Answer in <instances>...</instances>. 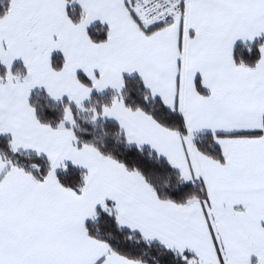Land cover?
Segmentation results:
<instances>
[{
  "label": "snow or ice",
  "instance_id": "1",
  "mask_svg": "<svg viewBox=\"0 0 264 264\" xmlns=\"http://www.w3.org/2000/svg\"><path fill=\"white\" fill-rule=\"evenodd\" d=\"M0 264H264V0H0Z\"/></svg>",
  "mask_w": 264,
  "mask_h": 264
}]
</instances>
